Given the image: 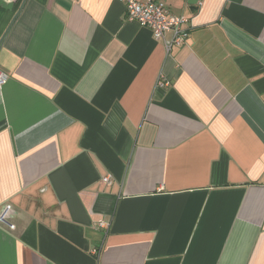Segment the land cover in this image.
<instances>
[{"label":"crops","instance_id":"1","mask_svg":"<svg viewBox=\"0 0 264 264\" xmlns=\"http://www.w3.org/2000/svg\"><path fill=\"white\" fill-rule=\"evenodd\" d=\"M157 1L0 0V264H264V0Z\"/></svg>","mask_w":264,"mask_h":264},{"label":"built area","instance_id":"2","mask_svg":"<svg viewBox=\"0 0 264 264\" xmlns=\"http://www.w3.org/2000/svg\"><path fill=\"white\" fill-rule=\"evenodd\" d=\"M117 1L125 4L129 20L137 22L141 27L150 30L155 40L164 41L168 52L185 44L189 36L185 27L188 20L184 17L170 15L163 3L157 0H146L143 3L137 0ZM168 35H171L169 40L167 39ZM7 81L8 76L0 70V85L3 86ZM104 181L112 184L111 176L105 178ZM11 210V205L5 207L4 212L0 215L1 223H7V216ZM10 227L13 228V226Z\"/></svg>","mask_w":264,"mask_h":264},{"label":"water","instance_id":"3","mask_svg":"<svg viewBox=\"0 0 264 264\" xmlns=\"http://www.w3.org/2000/svg\"><path fill=\"white\" fill-rule=\"evenodd\" d=\"M196 3H197V0L194 1V2H193L192 0H189V4H190V5H195Z\"/></svg>","mask_w":264,"mask_h":264}]
</instances>
